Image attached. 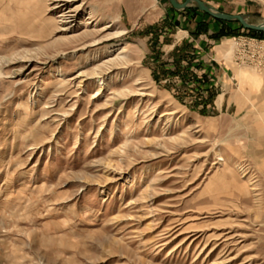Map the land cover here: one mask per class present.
Masks as SVG:
<instances>
[{"label":"rangeland","instance_id":"rangeland-1","mask_svg":"<svg viewBox=\"0 0 264 264\" xmlns=\"http://www.w3.org/2000/svg\"><path fill=\"white\" fill-rule=\"evenodd\" d=\"M60 4L0 0V264H264V31Z\"/></svg>","mask_w":264,"mask_h":264},{"label":"water","instance_id":"water-1","mask_svg":"<svg viewBox=\"0 0 264 264\" xmlns=\"http://www.w3.org/2000/svg\"><path fill=\"white\" fill-rule=\"evenodd\" d=\"M169 3L171 7L176 10L186 9L189 7H195L198 10L209 14L211 17L215 19L228 21V22L236 21V22H239L240 25L245 29L259 31V32L264 31V22H260L258 24L249 23L246 21V17L243 15L226 14L223 12H218L215 9H213L211 6L206 5L201 0H185L182 3L178 2L177 0H169Z\"/></svg>","mask_w":264,"mask_h":264},{"label":"bare ground","instance_id":"bare-ground-1","mask_svg":"<svg viewBox=\"0 0 264 264\" xmlns=\"http://www.w3.org/2000/svg\"><path fill=\"white\" fill-rule=\"evenodd\" d=\"M68 0H49L50 4H51V8L54 9V8H57L60 4V2H66ZM61 5V4H60ZM62 6V5H61ZM75 7H71L67 12H72L74 10ZM66 12V11H65ZM70 13H59L57 15V17H61L62 19L60 20V22L62 23H65V22H70L68 19L71 18V15H69ZM90 15V14H89ZM68 18V19H66ZM91 18V17H87V20ZM88 22L86 21L85 23H81V24H87ZM112 27V23L111 22H106L104 23V25L102 26L101 30H106L108 28ZM72 27L70 25H66V26H63L62 28H60L59 30H69L71 29ZM88 31H85L83 35H81L80 37H86V36H89V34H87ZM101 40H98L96 41V44L97 43H100ZM117 60L113 61L111 65H114V63L116 62Z\"/></svg>","mask_w":264,"mask_h":264},{"label":"trees","instance_id":"trees-1","mask_svg":"<svg viewBox=\"0 0 264 264\" xmlns=\"http://www.w3.org/2000/svg\"><path fill=\"white\" fill-rule=\"evenodd\" d=\"M217 20V19H216ZM218 21H222V20H218ZM223 22V21H222ZM249 32H251V33H260V34H262L263 32H258V31H253V30H249Z\"/></svg>","mask_w":264,"mask_h":264},{"label":"crops","instance_id":"crops-1","mask_svg":"<svg viewBox=\"0 0 264 264\" xmlns=\"http://www.w3.org/2000/svg\"><path fill=\"white\" fill-rule=\"evenodd\" d=\"M258 1H260V2H263V3H264V0H258Z\"/></svg>","mask_w":264,"mask_h":264}]
</instances>
